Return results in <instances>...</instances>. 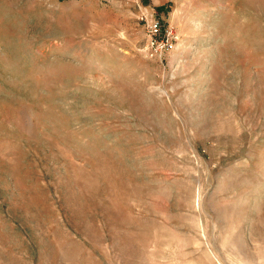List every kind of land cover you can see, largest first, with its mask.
Wrapping results in <instances>:
<instances>
[{
	"label": "rangeland",
	"instance_id": "374dc122",
	"mask_svg": "<svg viewBox=\"0 0 264 264\" xmlns=\"http://www.w3.org/2000/svg\"><path fill=\"white\" fill-rule=\"evenodd\" d=\"M0 264H264V0H0Z\"/></svg>",
	"mask_w": 264,
	"mask_h": 264
},
{
	"label": "built area",
	"instance_id": "2783aa9c",
	"mask_svg": "<svg viewBox=\"0 0 264 264\" xmlns=\"http://www.w3.org/2000/svg\"><path fill=\"white\" fill-rule=\"evenodd\" d=\"M141 20L146 25L147 48L151 55L165 58L173 51L180 41V34L174 25L163 22L161 19H149L145 15Z\"/></svg>",
	"mask_w": 264,
	"mask_h": 264
}]
</instances>
